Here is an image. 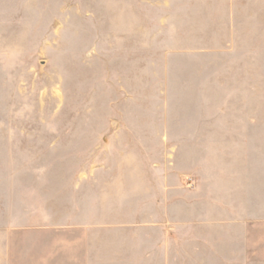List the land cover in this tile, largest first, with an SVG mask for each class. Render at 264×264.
Returning a JSON list of instances; mask_svg holds the SVG:
<instances>
[{
  "label": "rangeland",
  "instance_id": "374dc122",
  "mask_svg": "<svg viewBox=\"0 0 264 264\" xmlns=\"http://www.w3.org/2000/svg\"><path fill=\"white\" fill-rule=\"evenodd\" d=\"M248 123L264 0H0V264H264Z\"/></svg>",
  "mask_w": 264,
  "mask_h": 264
},
{
  "label": "crops",
  "instance_id": "0c3cea01",
  "mask_svg": "<svg viewBox=\"0 0 264 264\" xmlns=\"http://www.w3.org/2000/svg\"><path fill=\"white\" fill-rule=\"evenodd\" d=\"M236 127H238V125ZM246 127L251 128V130H248L245 133V134H247V137L250 139V144L252 145L250 150L252 153H256L258 156H259V154L261 155V158H259L260 161L256 162V163H258L259 166H262L260 169L257 168L258 165L256 167H254L255 172L254 171L252 172V177H256V178L255 179L252 178V182H254L255 184H254V187L252 189L247 191L246 199L250 200L251 202H254L256 206H263L264 207V178H261V180L259 178H257L259 176L264 177V131L253 130V128H259V127L264 128V125H257L255 123L253 125L252 123H248V125H246ZM244 137H246V136H244ZM214 183H216V182L214 181ZM219 187L222 188L224 190V192H226V187H225L224 182L223 183L220 182ZM234 194L235 193H233V196L231 199L234 201H238L240 199V197L238 198L237 195H234ZM220 198H222L223 201H226L227 200V193H224V195L220 196ZM257 203H259V204H257ZM202 219L207 220V218L205 216H203ZM241 236H242V233H240V232L238 233L235 231L234 239H235V249L236 250H237V247L239 246V244H237V241L241 240ZM194 237L195 236H193V238ZM218 240H219V243H218V260L221 262L223 261L222 264H225L224 262H225L226 257H227L226 232L220 231ZM240 248H241V243H240ZM203 254H204V256L206 255L205 253L202 252V255ZM154 256H155L154 264H162L160 251H159V249H157V247L154 250ZM157 256H158L159 260H157ZM200 256H199V259L202 262L201 264H211L212 261L216 260L215 257H217V256H212L213 259L209 257V260L206 261L205 259L201 260L202 258Z\"/></svg>",
  "mask_w": 264,
  "mask_h": 264
}]
</instances>
